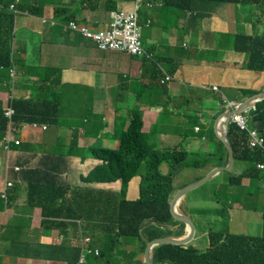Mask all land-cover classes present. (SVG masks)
I'll use <instances>...</instances> for the list:
<instances>
[{"label": "crops", "instance_id": "1", "mask_svg": "<svg viewBox=\"0 0 264 264\" xmlns=\"http://www.w3.org/2000/svg\"><path fill=\"white\" fill-rule=\"evenodd\" d=\"M111 1L108 0V3ZM119 1L122 8L129 6V2ZM30 2H35L36 7H43L42 16L30 14L16 18L17 42L13 43V48L17 60L13 70L3 71L4 81H8L11 75L15 76L14 92L19 99L32 100L33 105L38 101L54 100L57 106L47 116L37 112L39 119L33 123L46 125L47 130L15 125L17 135L23 138L22 133L25 132L28 140L17 136L23 143L19 148L11 149L10 159L9 153L0 145V166L5 167L6 171L9 166L7 173L14 182V187L9 191L12 203L0 212V247L4 246L1 237L8 231L12 234V243L8 244L12 250L5 258L11 261L22 258L19 260L22 264H51L53 249H43L33 241V236L39 235V231L31 233L34 221H42V211L34 203L41 201L44 191L41 187L29 188L32 181L27 171L49 167V161L60 165L58 183L66 189L76 190L72 198L75 202L83 199L86 190H97L99 196L101 191H113L118 195L119 191L115 188L94 185L93 190L79 185L76 174L80 168L91 169L102 164L103 161L91 153L97 149L99 141H103L108 149L120 147L116 127L128 129L133 108L140 110V113L136 112L142 115V131L149 140L151 135H155V145L161 149L181 146L179 150L187 153L184 167L194 168L198 172L207 171L205 166L199 165V160H190V156L196 155L200 148H210V145L216 152L210 154L211 159L217 160L223 156L220 147L213 145L214 140H219L220 132L215 130V125L221 113L230 109L229 103L239 104L243 101L241 89H252L256 94L264 92V72L245 70L243 64L246 55L235 48L237 36L264 33V6L257 7V13H263V22L257 24L253 22L251 13L248 15L246 9L231 3H198L192 14L186 11L177 14L176 8L172 7L144 6L140 21L143 24L145 53L135 57L122 52H97L95 46L88 44L85 38H79L77 34L67 35L59 25L61 29L43 23V17L52 19L55 16L51 0H24L27 6H31ZM71 6L77 13L76 19L88 25L94 26V21L98 20L97 26H106L110 19L105 0L101 1L99 7L91 3V6L86 5L88 8L83 9L82 4L77 5L76 1ZM112 10L115 9L109 11ZM172 18H175V25L166 26L163 23ZM165 27L177 30L165 32ZM49 29H54L55 33L50 34ZM161 67L172 70L176 67L173 80L168 84L160 82ZM188 83L191 85L188 86ZM215 85L219 87V92L212 89ZM5 87L10 89L9 85ZM64 96L69 100L62 102ZM221 97L224 99L223 106L219 108ZM0 100L6 106L12 99H8L5 90H0ZM63 116L64 121L58 122L57 119ZM164 127L170 131L165 132ZM49 139L61 149L60 152L49 153ZM77 156H80L79 159L75 158ZM16 166L26 169L17 172L13 168ZM163 168L166 169V165ZM144 170L142 166L141 171ZM0 173L3 177V171ZM174 182H180V175L175 176ZM253 182L243 180V192H252L254 186L261 190L260 185L264 184V180ZM44 186L49 185L45 183ZM53 188L49 202L57 200V203H61L62 199L58 197L61 190H57L55 184ZM126 198L130 201L139 198V176L129 182ZM184 198L186 204V196ZM244 201L242 203L246 204ZM43 202H48V199H43ZM226 210L223 205L218 215H227ZM90 218L93 221L100 219L96 214ZM15 219L25 220L16 222ZM94 223H86L85 229L87 224ZM6 225L9 228L5 229ZM47 231L54 239V245H61L65 264L75 263L79 251L62 241L60 230ZM201 235L192 241L199 248H202Z\"/></svg>", "mask_w": 264, "mask_h": 264}, {"label": "trees", "instance_id": "2", "mask_svg": "<svg viewBox=\"0 0 264 264\" xmlns=\"http://www.w3.org/2000/svg\"><path fill=\"white\" fill-rule=\"evenodd\" d=\"M70 0L64 2L62 0H51L54 6L55 16L52 19L43 17V23H49L55 27H61L65 34H76L73 32H65L63 25L69 21H76L77 13L74 11ZM259 6H264V0H161L162 6L172 7L186 11L192 9L198 3L213 4H245L246 2ZM152 3V2H150ZM117 3L111 1L106 9H116ZM97 7V6H96ZM42 8L36 6H27L24 0H0V69L11 71L17 60L13 48V38H16L15 20L20 15H37L42 16ZM200 16L201 13H198ZM59 25V26H58ZM59 27V28H60ZM60 28V29H61ZM78 35H81L80 33ZM235 48L243 51L248 56L246 67L252 71L264 72V33H256L254 35H239L235 41ZM6 75L9 74L5 72ZM252 94H256L255 91ZM8 105L15 110L13 121L15 123L36 122L39 117L37 112L49 115L57 106L54 100L38 101L33 105L32 100L12 99ZM32 117V118H31ZM250 127L256 128L257 131L264 135V100L257 103L255 109L250 116ZM47 120H41L46 122ZM142 116L135 112L132 121L125 130L124 127H116L117 136L120 140L118 149H103L92 151V155L102 160V164L97 165L85 178L87 182L92 183H113L118 180L122 181L121 191L118 193V200L109 201L112 193L99 192L100 196L92 191L86 190L84 197L80 201H74L76 190L66 189L64 185L59 184L60 165H54L49 161V167L38 170L27 171V175L31 178L32 183L29 188L34 189L41 187L43 194L41 200L48 199V202L42 203V211L45 217H54V221H42L43 230H52L60 228L61 232L68 237L69 230L76 229L80 220L86 219L87 222H95L88 224L89 228L100 223L112 240L111 245L123 244L128 246V240L134 239L136 242H142V250L146 249L149 240L172 236H182V230L177 233L153 230L149 226L151 222H162L163 224L175 225L170 213V198L175 190L171 182V174L164 175L159 167L163 163H169L172 168L178 162H184L185 152H163L148 146L146 142L148 136L143 133ZM8 129V120L4 115V108L0 103V136H3ZM227 139L231 145L235 163H249V170L245 171L241 176L235 177L230 175L227 182L219 187L215 193L219 202L225 208H231L237 203L239 198L252 197L250 190L243 192L241 189L242 178L247 177L251 181H260V173L253 167L256 162H264V151L250 150L247 144V132L239 130V128L230 124ZM145 143V149L139 147ZM223 145V144H222ZM224 146V145H223ZM226 150L222 159V165H226L228 161V152ZM144 166L145 170L141 171ZM184 165L181 167V170ZM9 170V167L7 171ZM180 170V171H181ZM21 171V170H20ZM17 171V172H20ZM142 176L140 187V197L137 200L130 201L126 198L129 182L137 176ZM175 177V176H174ZM173 177V180H174ZM253 182V183H254ZM47 183L49 186H44ZM251 183V184H253ZM57 190H61L58 197L62 199L61 203L57 200L49 202L53 186ZM232 187L235 191H228ZM68 196V197H67ZM3 199L0 197V212L6 207ZM34 206L39 207L38 203ZM51 207V212L49 211ZM100 213V219L93 221L88 216ZM99 217V216H98ZM9 228L8 225L4 226ZM8 232V231H7ZM12 234L8 232V239ZM21 236V235H20ZM209 248L204 250L198 249L192 244L187 246H178L171 244H162L153 248L154 264L168 262L170 264H264V236L251 237L245 234H228L226 232H213L208 237ZM68 244V242H66ZM122 255L104 246L101 256L97 259L98 264H102L104 260H112L116 262V256ZM127 264H145L139 260H135V254L129 253Z\"/></svg>", "mask_w": 264, "mask_h": 264}, {"label": "rangeland", "instance_id": "3", "mask_svg": "<svg viewBox=\"0 0 264 264\" xmlns=\"http://www.w3.org/2000/svg\"><path fill=\"white\" fill-rule=\"evenodd\" d=\"M101 1H103V0H76V4L77 5L82 4L83 9H86V8H88L86 5L91 6V3H95V5L97 7H99ZM112 1L116 2L117 6H116L115 11L107 10V13L109 14L110 19H109L106 26H97L98 20L94 21V23H93L94 26L88 25L87 23L82 21L79 24V27L84 28L86 30V35H83V34L78 35L79 33H81L79 31V29L75 30L76 34L78 35L79 38H85L87 40L86 42H88V44L94 45L95 46L94 48L97 52H103V53H108L111 51L122 52V53H125L127 55L135 56V57H139V56L144 55L145 51H144L143 45L141 47L142 51L138 54H134L130 51V49H129L130 46L126 45V43H125L126 42L125 30L112 31V26H111V23L113 20L112 19V13L116 12V14H118L120 17H123L125 14H127L129 16L131 15L133 17V20L136 21L137 24H139L141 27L139 38L142 40L143 39V24H141L140 16L142 15L144 6H147L149 8H154L155 6H162V2H160V3H154L153 2L152 4H149L145 0H124V2H126V3L129 2V6L122 8L120 6L119 0H112ZM106 3L109 5L108 0H105V5H106ZM247 3L248 2H246L245 4H235V5H237L238 8L243 7L244 9H246L248 11V15H249V13H251L253 18H254L253 19L254 23L257 24L259 22H263L262 16H263L264 11H263V13L259 14L256 11L258 5L253 4V3H249V4H247ZM29 4H31V6H35V2H30ZM193 8H194V6L192 7V9L186 10V13L192 14ZM175 10H176L177 14H184L183 11L180 9H175ZM149 22H148V25H149ZM163 23L166 26H173L176 24L175 18H172L168 22H163ZM163 30L165 32H170L173 30H177V28L169 29L168 27H165ZM49 33L53 34V33H55V30L49 29ZM12 42L16 43L17 42L16 38H13ZM237 52H241V53H244L246 55L245 62L243 64V68L245 70H249L246 67V64L248 62L247 54L245 52L239 51V50ZM97 60H100V58L97 57ZM175 70H176V67H174L173 70L169 69V68L161 67V69H160V75L162 77L161 80L172 81L173 80V73L175 72ZM3 71H4L3 69L2 70L0 69V83H1L0 90H5L7 92L8 99H19L16 97L15 92H14V88L16 85L15 76L11 75L9 77L8 81H4L5 75H4ZM7 85L10 86V89H7L5 87ZM190 85L191 84L188 83V86H190ZM212 89L214 91H217V92L220 91L219 87L216 85L212 86ZM253 91L254 90H252V89H241L240 93L242 95V99H241V100H243L242 102L246 101L248 98L253 96V94H252ZM67 100H69V97L64 96L62 99V102H65ZM223 100H224L223 97H221V101L219 103V108H221L223 106ZM0 103H2L4 111L7 110L6 106L8 104L6 106H4V102L2 100H0ZM231 104H234V103H229L228 107ZM253 110L254 109H252V108L247 110V112H248L247 116H246L247 121L244 124V128H246V130H247V144H248L250 150H262V151H264V135L258 133L256 128H249L248 127V125L251 122V120H249V118H250V116H252ZM136 111H138L140 113V110L138 108H133L131 110V117H133V115ZM226 111H228V109ZM226 111H223L221 113V115ZM89 118H91V117H89ZM64 119H65V116H63L57 120H58V122H60V121H64ZM217 120H216V122H217ZM231 123H233V122L230 118L229 126ZM15 125H22L23 127L29 126L32 129H35L37 127L38 129L41 128L42 130H47L46 126L36 125V124H33L32 122H28V123H15L14 121L9 122L7 131L5 132V134L3 136H0V145L4 148V150L6 152L9 153L8 159H10L11 149L16 148V147L19 148L23 143V141L21 139H17V136L21 137V135H17L16 132L10 131V129H9L11 126H15ZM163 130L165 132L170 131V129L168 127H164ZM22 135H23L24 140H28L27 133L23 132ZM255 135H258L260 138L263 139L262 144H258L257 146H254L255 142L253 140V136H255ZM150 137H151V140H149V137L146 140L149 147H152L156 150L163 151V152L178 151V152H185L186 153V151L179 150L181 148V146L177 147V148L171 147L168 149H161V148H159V146L155 145V141H156L157 137L155 135H151ZM5 142H8V147L5 144ZM213 145H218L223 153L226 152V150L224 149V146L222 145V142L220 140H214ZM145 146H147V144L145 145V143H144L143 146L141 145L139 147V149H145ZM96 147H97V150H103L104 148H106L105 145L103 144V141H99L96 144ZM60 151H61V149L56 147L49 139V153H58ZM210 154H212V155L216 154L215 150L213 149V147L211 145H210V148H207V149L200 148L197 151L196 155L190 156V157H192L190 160L197 159V160H199V165H203L207 168V171H204V172H198L194 168H191V169L184 168V171H182L180 173L181 167L184 165V163H182V162H178L173 166V172H172L171 165L169 163H163L160 165L159 169H160L162 174L168 175V174L172 173L170 177H171V182L175 187V190L173 191V193L171 195L169 204L171 203L173 197L176 196L177 193H179L181 190L187 188L189 186V184L191 185V183H193L195 181H200V180L204 179L207 175H209L217 167L226 166L228 164V161H227L226 165H222V159L219 160V158L217 160L211 159ZM195 156H197V157H195ZM79 157L80 156H77L75 158L79 159ZM189 158H188V160H189ZM65 159H66V157H65ZM188 160H187V162H188ZM212 161L215 162V164H213ZM163 165H166V169L163 168ZM187 165H188V163H187ZM8 167L9 166L7 165V169H8ZM253 167L259 171L260 180L263 181L264 180V162H256L253 164ZM13 168L15 170L26 169V167H23V166H16ZM249 168H250V164L248 162L247 163L240 162V164L236 163L231 171H222L219 174H217L216 176H214L211 180H209V181L205 182L204 184L199 185L195 189L191 190L186 195V204H185V198L177 201V204L175 206L176 211L178 213L185 215L194 223V225L196 226V234L199 232V227L201 225H203V232H202L203 235H201V242H202L201 247L202 248H209L208 237L213 232L219 233V232L223 231V232H226L228 234H233V235L245 234V235H248L251 237L264 236V189H263L264 184L260 185L261 190L257 186L253 187V191L251 192L253 197H246L245 199L243 197L239 198L238 199V201H240L239 203H234L233 208L232 207L227 208L226 213L229 217L227 215H225L223 217L218 215V213H219L221 207H223V205L221 202H219L215 193L218 192L219 187L221 185H223L227 182V179L229 178L230 175H235V177H239L245 171L249 170ZM93 169L94 168H91V169L90 168H87V169L80 168L76 174V182L79 185H83L84 187H90L93 190H94V188H92V186L99 185L101 188H106V189L115 188L117 192L121 191V187H122V181L121 180L113 182L110 185H100V184H96V183H92V182H87L85 180V178L89 175V173ZM0 171H3V177L0 173V184H2V189L0 191V197H2L4 203H6L8 206H10V204L12 203V198H10L9 191L14 187V182L10 180L5 167L0 166ZM178 175H180V182L178 184H176L173 180V177L178 176ZM243 180H249V178L243 177L242 181ZM69 183L72 184V182H69ZM141 183H142V176L140 175L139 176V194H140ZM228 191H235V189L230 187L228 189ZM95 192L97 193V190ZM117 197H118L117 193L112 191V195L109 198V201L114 202V200L119 199ZM243 201L246 202V204L242 203ZM14 202H17V199H14ZM42 203H44L43 200H41L38 203L39 209L42 208ZM180 204H181V209H180ZM49 211L51 212L50 206H49ZM97 213H98V216L100 218L99 211ZM89 218H90V215L88 216V220H89ZM15 220L17 222L18 220L24 221L25 219H18V220L15 219ZM173 220L178 222V223L175 225H169V224H163L162 222H159V223L158 222H151L149 224V226L152 227L153 230H163V231H169V232H174V233H177L178 231L182 230V237H179L178 239L186 237L189 233V230H190V224L186 223V222L179 221L175 218H173ZM76 223H77V228H76V230L72 231V245L74 247L79 246L80 232L83 230H86L85 225L88 222L86 219H83V220H80ZM88 228L89 227L87 224V229ZM92 229L94 231L93 237H99V239L102 241V243L105 246H107L109 249H113V250H115L116 248L121 249V253H122V255H121L122 257L120 258L121 264H127L129 253L135 254V260H139L141 263L146 262L145 252H144V250H142V247H143L142 242H139V244L137 246V242L134 239H129L128 243L131 246H128L126 248L127 249L131 248L132 251L130 252V251H127L123 246H120L117 244L114 246L111 245L110 242H111L112 238L103 229V224L97 223V224L92 226ZM33 231H39L38 236H33V241L38 246H40L43 249H47V250L53 249L52 253L50 254V260H52L51 264H65V262L63 261V249H62L61 245L60 244L54 245V239H51V236L49 235V231L43 230L41 219H35L34 227H33V230L31 231V233H33ZM167 237L172 238V236H167ZM1 241H2V243H4V246L0 247V264H22L19 262V260H21L22 258H17L15 261H11L9 258H5L7 256V253L12 250L11 246L8 245V244L12 243V239L11 238L8 239V232H6L3 237H1ZM151 241H152V239L149 240L148 243ZM148 243H147V245H148ZM132 246H134V247H132ZM202 248H198V249L201 250ZM29 258H32V257H29ZM118 262H119V260H116L115 264H118Z\"/></svg>", "mask_w": 264, "mask_h": 264}, {"label": "water", "instance_id": "4", "mask_svg": "<svg viewBox=\"0 0 264 264\" xmlns=\"http://www.w3.org/2000/svg\"><path fill=\"white\" fill-rule=\"evenodd\" d=\"M264 100V92L255 94L248 98L246 101L238 104V108L232 107L228 111L224 112L217 120L215 125V130H218L220 132L219 140L222 142V144L226 147L228 152V164L226 166H220L217 167L214 171H212L209 175H207L204 179L200 181H195L189 184V186L183 190H181L179 193H177L176 196L173 197L171 203H170V213L173 218L186 222L190 224V230L186 237L178 239V238H170V237H162L152 240L148 243L145 249V264H154L153 261V248L162 245V244H171V245H178V246H186L190 244L196 235L195 233V226L193 222L186 217L185 215L178 213L175 209V206L177 204V201L180 199H183L191 190L195 189L199 185L204 184L205 182L211 180L214 176L219 174L222 171H231L234 167L235 158H234V152L231 147V145L228 142L227 139V133L229 129V123L230 118L234 113H241L244 111H247L248 109L253 108L258 102ZM161 264H170L168 262H163Z\"/></svg>", "mask_w": 264, "mask_h": 264}, {"label": "built area", "instance_id": "5", "mask_svg": "<svg viewBox=\"0 0 264 264\" xmlns=\"http://www.w3.org/2000/svg\"><path fill=\"white\" fill-rule=\"evenodd\" d=\"M151 4V3H149ZM115 11V10H113ZM112 31H119V30H125V38H126V45L130 46L129 49L132 53L134 54H138L142 51V45L143 42L142 40L139 38L140 37V31H141V27L139 24H137L136 21L133 20V17L130 15L125 14L123 17H120L118 14H116V12L112 13ZM81 22H79L78 20L76 21H69L67 23H65L63 25V30L65 32H73L76 33L75 30L79 29V31L81 32L80 34L82 35H86V30L84 28H80L79 24ZM230 107H235L238 108L237 104H231ZM247 111L241 112V113H234L231 116V120L234 124L236 125L239 130L241 131H245L247 132L246 128H244V124L247 121ZM4 115L8 120V123L13 121V117L15 115V110L11 109L10 107H7V110L4 111ZM250 120V118H249ZM36 124V123H34ZM38 125V124H36ZM249 128L250 125H248ZM10 131H14L16 132L15 128L13 126H11ZM37 129V127L35 128ZM258 132V131H257ZM259 133V132H258ZM261 134V133H260ZM253 140L255 142L254 146H257L258 144H262L263 139L260 138L258 135L253 136ZM5 144L8 147V142H5Z\"/></svg>", "mask_w": 264, "mask_h": 264}, {"label": "clouds", "instance_id": "6", "mask_svg": "<svg viewBox=\"0 0 264 264\" xmlns=\"http://www.w3.org/2000/svg\"><path fill=\"white\" fill-rule=\"evenodd\" d=\"M147 3H150V2H147ZM153 3V2H152ZM151 3V4H152ZM161 82V84H168V83H170L171 81L170 80H161L160 81ZM255 95V94H254ZM263 101V100H262ZM261 102V101H260ZM259 103V102H258ZM238 105V104H237ZM257 105V104H256ZM256 105L252 108V109H255V107H256ZM8 108L10 107V105L9 106H7ZM6 107V108H7ZM231 108V107H230ZM141 115V114H140ZM142 116V115H141ZM34 124V123H33ZM36 124H38V123H36ZM38 125H41V124H38ZM44 126H46V125H44ZM14 128H15V126H13ZM47 127V126H46ZM38 129V128H37ZM15 130H16V128H15ZM17 131V130H16ZM91 151V150H90ZM91 153H92V151H91ZM16 171H20V170H16ZM182 171V170H181ZM180 171V172H181ZM174 179H175V177H174ZM139 197H140V195H139ZM2 198V197H1ZM8 207V205H6V207H5V209ZM4 209V210H5ZM3 210V211H4ZM3 211H1V212H3ZM41 211H42V208H41ZM44 220H47V221H54V217H45L44 215H43V211H42V221H44ZM194 224V223H193ZM195 226V225H194ZM201 228H202V230L201 231H199L196 235H195V237L197 236V235H201L202 234V232H203V225H201ZM55 229H58V230H60L61 231V229L60 228H55ZM74 230H76V229H71V230H69V235H68V237H66L62 232H61V234H63V242H68V244L70 245V246H72V247H74L73 245H72V234H71V232L72 231H74ZM221 232H223V231H221ZM221 232H219V233H217V234H220ZM195 233H196V228H195ZM88 234H90V235H88ZM93 235H94V231H93V229L92 228H88V229H86V230H83V231H81L80 232V235H79V246L78 247H74V248H76L78 251H79V257H78V259H77V261L75 262V263H73V264H98V261H97V259L101 256V253H102V251H103V248H104V244L102 243V241L99 239V237H93ZM180 237H182V236H180ZM195 237H194V239H195ZM174 238H179V237H174ZM98 242V244L99 245H101L102 246V248L101 247H99V246H97L96 245V243L95 242ZM138 244H139V242L137 241V246H138ZM190 244H192V242L190 243ZM117 245H120V246H123L127 251H132L131 249L129 250V249H127L126 247L127 246H125V245H123V244H121V243H119V244H117ZM189 245V244H188ZM193 245V244H192ZM136 246V247H137ZM187 246V245H186ZM114 251H116V252H121V249H118V248H116ZM122 256L120 255V256H116V259L117 260H119V262H118V264H121V262H120V258H121ZM100 264H101V262H100ZM102 264H113V262H112V260L110 259V261H108V260H104L103 262H102ZM115 264V263H114Z\"/></svg>", "mask_w": 264, "mask_h": 264}, {"label": "flooded vegetation", "instance_id": "7", "mask_svg": "<svg viewBox=\"0 0 264 264\" xmlns=\"http://www.w3.org/2000/svg\"><path fill=\"white\" fill-rule=\"evenodd\" d=\"M195 228H196V226H195ZM201 230H202V228H201V226H200V227H199V231H201ZM95 243H96V245H97V246H99V247H101V248H102V246H101V245H99L97 241H96Z\"/></svg>", "mask_w": 264, "mask_h": 264}]
</instances>
